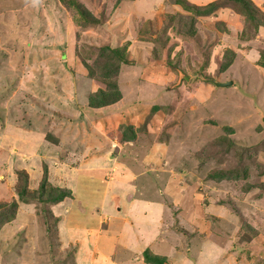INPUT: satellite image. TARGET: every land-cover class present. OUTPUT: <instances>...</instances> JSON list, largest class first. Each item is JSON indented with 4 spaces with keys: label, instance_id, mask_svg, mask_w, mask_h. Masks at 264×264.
<instances>
[{
    "label": "rangeland",
    "instance_id": "374dc122",
    "mask_svg": "<svg viewBox=\"0 0 264 264\" xmlns=\"http://www.w3.org/2000/svg\"><path fill=\"white\" fill-rule=\"evenodd\" d=\"M121 1L0 0V264H79L82 232L116 218L160 224L174 264H264V29L230 0H125L124 22ZM104 46L128 61L111 78ZM112 84L121 99L90 108ZM45 168L71 197L19 201V172L33 193Z\"/></svg>",
    "mask_w": 264,
    "mask_h": 264
},
{
    "label": "trees",
    "instance_id": "16d2710c",
    "mask_svg": "<svg viewBox=\"0 0 264 264\" xmlns=\"http://www.w3.org/2000/svg\"><path fill=\"white\" fill-rule=\"evenodd\" d=\"M176 2L182 4L185 8L193 9L197 16H208L214 11L216 12V10H218L219 8L221 9L222 7H224L223 5H220L219 0H215L206 6L189 5L183 0H176ZM230 2L236 5L238 4L237 7L235 8V12L237 11L239 16L245 18V20H243L244 25H242L243 33L246 30L247 26L248 27L253 26L255 30H258L259 28L264 29V13H262L251 0H230ZM79 12L83 17V20L86 19L89 20L86 21L85 23L93 22L92 24H96V23L98 24V18L88 14L89 11L85 7L82 6ZM224 31L229 33V31L226 30L225 28ZM254 32L256 31H253V33ZM255 36L252 37L254 38ZM252 37L247 36L243 38L242 41L243 40L248 41ZM102 49L103 50H101L99 54V56L102 55L101 57L105 59L104 60L105 63L103 64V68L101 71L102 77L104 78L114 77L118 74L120 70V64H116L115 61L111 62V60L114 59V57H116L122 64H127L128 61L122 56L121 54L122 49L120 48L114 49V48H110L109 46H104ZM261 50L262 49H260V53H259L261 59L257 61V65L264 68V50L262 51ZM227 52L231 54L233 57L234 55L233 51L230 50ZM230 62L227 65L224 64L222 70H225L229 66ZM120 99H121V93L117 89V86L115 84H112V85H108L106 90L98 89L96 91L91 92L88 95V106L90 108L98 109L112 105L118 102ZM54 140L51 141H53V143H56L57 140L55 141ZM19 175L21 176V178H19L18 185L16 188V193L18 196V200L21 202L26 203L29 199L31 200L35 199L38 200L40 203H49L51 205L60 202L67 197H71V192L69 190L53 187L51 184H49L46 168L43 169V176L39 182L38 188L33 193H31L28 190L27 173L24 171H20ZM2 205L3 204H0V207H2ZM7 208L11 212L12 214L11 220H13L17 210V203L13 201L9 205H7ZM41 210L43 212H46V210L44 209ZM54 219H55L54 222L58 221L57 218ZM5 222H8V220H6ZM143 260L147 264H168V261L164 256L155 255L151 251H149V249H145L143 251Z\"/></svg>",
    "mask_w": 264,
    "mask_h": 264
},
{
    "label": "crops",
    "instance_id": "0c3cea01",
    "mask_svg": "<svg viewBox=\"0 0 264 264\" xmlns=\"http://www.w3.org/2000/svg\"><path fill=\"white\" fill-rule=\"evenodd\" d=\"M108 1H114L115 3V0ZM93 2L95 3V1ZM126 2L123 0L118 3L112 17L108 15V18L110 19L111 17L112 20L121 18L123 22L125 20L128 21L129 14L125 12L127 8ZM114 3L111 6V10L114 8ZM142 7L143 4L141 3L132 5L133 11L137 16H139L138 13L142 12ZM109 19H106L105 23L109 24ZM121 24L123 25V23ZM144 35L140 34L141 37H144ZM49 142L59 147L57 145L59 143L58 139L56 143H53V141ZM116 219L121 224L117 222V226L113 228L110 226V220L102 219L100 224L105 225V227H98L97 229L82 232V238L79 240L82 248L79 245L78 253L79 250H82V252L77 255L79 264H147L143 260V251L147 248L155 255L164 256L169 264H174L171 259L172 252H170L172 248L171 240L161 237L160 224L155 225L145 222L143 224L145 226L139 227L135 225L134 221H132L131 225H127V220ZM106 222H108L107 225ZM162 242L163 245L161 244Z\"/></svg>",
    "mask_w": 264,
    "mask_h": 264
},
{
    "label": "water",
    "instance_id": "95a60500",
    "mask_svg": "<svg viewBox=\"0 0 264 264\" xmlns=\"http://www.w3.org/2000/svg\"><path fill=\"white\" fill-rule=\"evenodd\" d=\"M231 85V82H226V83H216V86L218 87H227Z\"/></svg>",
    "mask_w": 264,
    "mask_h": 264
}]
</instances>
